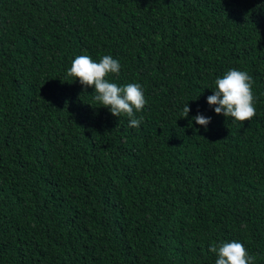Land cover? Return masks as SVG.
<instances>
[{
  "label": "trees",
  "instance_id": "1",
  "mask_svg": "<svg viewBox=\"0 0 264 264\" xmlns=\"http://www.w3.org/2000/svg\"><path fill=\"white\" fill-rule=\"evenodd\" d=\"M80 55L142 86L139 128L66 75ZM231 69L251 121L207 102ZM233 240L264 264V0H0V264H215Z\"/></svg>",
  "mask_w": 264,
  "mask_h": 264
},
{
  "label": "clouds",
  "instance_id": "2",
  "mask_svg": "<svg viewBox=\"0 0 264 264\" xmlns=\"http://www.w3.org/2000/svg\"><path fill=\"white\" fill-rule=\"evenodd\" d=\"M121 64L110 55L103 56L99 62H94L88 55H80L72 61L67 76L78 80L84 87H94V100L101 107H106L111 114L120 118H129L130 128H139L142 122L136 118V113L142 112L147 101L142 86L139 83H129L120 86L110 82L109 74H119ZM253 80L246 71L231 69L214 81V94L208 96L210 107L214 106L217 115L232 118L233 122L251 121L256 116L255 97L252 91ZM190 112L188 103L183 108V117ZM193 120L206 130L211 123V117L198 113ZM191 126V122H190ZM217 257L215 264H254L255 257L250 256L243 243L238 241L213 243L209 249Z\"/></svg>",
  "mask_w": 264,
  "mask_h": 264
}]
</instances>
